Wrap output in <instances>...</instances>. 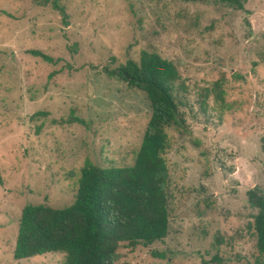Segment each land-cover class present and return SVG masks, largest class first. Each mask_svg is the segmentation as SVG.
Here are the masks:
<instances>
[{
    "label": "rangeland",
    "instance_id": "1",
    "mask_svg": "<svg viewBox=\"0 0 264 264\" xmlns=\"http://www.w3.org/2000/svg\"><path fill=\"white\" fill-rule=\"evenodd\" d=\"M45 1L0 0V264H62L61 253L13 259L22 209L71 205L87 163H134L150 105L104 69L141 51L177 68L183 124L167 129L168 234L122 245L118 263L254 264L258 210L247 191L264 195V0H242V10L220 0H56L66 22ZM217 80L223 101L205 96Z\"/></svg>",
    "mask_w": 264,
    "mask_h": 264
},
{
    "label": "trees",
    "instance_id": "2",
    "mask_svg": "<svg viewBox=\"0 0 264 264\" xmlns=\"http://www.w3.org/2000/svg\"><path fill=\"white\" fill-rule=\"evenodd\" d=\"M50 1L66 22L64 9L56 0ZM220 1L243 9L242 0ZM32 54L52 62L38 51ZM104 72L128 88L142 91L150 105L151 115L134 163L104 168L87 163L80 170L71 205L61 209L26 205L19 219L14 260L61 253L62 264H119L117 251L122 245L131 250L147 247L168 234L171 195L164 154L169 148L167 129L183 124L179 94L184 84L171 61L147 51H141L138 61L127 60ZM221 83L217 80L204 89L205 96L213 93L216 100L223 101ZM247 196L258 210L252 225L258 252L254 264H264V195L249 190Z\"/></svg>",
    "mask_w": 264,
    "mask_h": 264
}]
</instances>
